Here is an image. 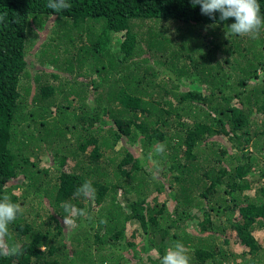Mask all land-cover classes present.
Here are the masks:
<instances>
[{
  "label": "trees",
  "instance_id": "obj_1",
  "mask_svg": "<svg viewBox=\"0 0 264 264\" xmlns=\"http://www.w3.org/2000/svg\"><path fill=\"white\" fill-rule=\"evenodd\" d=\"M69 3L0 0V198L24 250L0 264H160L176 241L189 264H264V27L231 34L191 0ZM61 202L87 213L70 230Z\"/></svg>",
  "mask_w": 264,
  "mask_h": 264
},
{
  "label": "clouds",
  "instance_id": "obj_2",
  "mask_svg": "<svg viewBox=\"0 0 264 264\" xmlns=\"http://www.w3.org/2000/svg\"><path fill=\"white\" fill-rule=\"evenodd\" d=\"M193 5H199L201 13L211 19L214 14L219 13L220 21H227L234 18V23L228 26L229 32L240 37L257 38L260 30L264 27V17L261 14V7L258 0H191ZM47 8L59 13L71 7L69 0H47ZM4 16L0 15V22ZM165 145L158 144L156 153L162 154ZM151 158V156H150ZM95 189L91 181H85L80 185L74 194L75 197L94 198ZM67 213L63 217L64 225L75 223L74 217H84L86 211L77 208L69 202H61L60 205ZM23 214V208L19 203L12 202L9 195L5 194L0 198V256L19 257L24 254L23 246L18 242L10 243L11 235L9 225L14 223L18 216ZM106 223V221H101ZM189 256L183 243L176 241L173 247L166 249L160 259V264H189Z\"/></svg>",
  "mask_w": 264,
  "mask_h": 264
},
{
  "label": "rangeland",
  "instance_id": "obj_3",
  "mask_svg": "<svg viewBox=\"0 0 264 264\" xmlns=\"http://www.w3.org/2000/svg\"><path fill=\"white\" fill-rule=\"evenodd\" d=\"M138 23V22H137ZM139 24V23H138ZM159 25V24H158ZM163 25H165L166 26V28L167 29H169V31H167V33L168 32H170V31H172L173 30V26H172V23H170V22H163V24H162V26ZM160 26V25H159ZM171 27H172V29H171ZM159 28V27H158ZM143 29H144V27H143ZM123 34L122 33H117V35L115 36V37H117V38H122L123 36H122ZM211 37H212V35H211ZM67 44V43H66ZM69 44V43H68ZM67 44V45H68ZM142 44V43H141ZM152 60V59H151ZM150 60V61H151ZM153 61V60H152ZM166 64H168V63H166ZM47 67V66H46ZM45 67V68H46ZM47 69H49V70H53V68H51V67H47ZM158 69H160L159 67H158ZM48 153V152H47ZM44 155H45V153H44ZM52 155H50L49 154V156L47 157V156H45V157H43V162L44 163H46V164H48V165H53V163H52ZM58 162V161H57ZM53 175V174H52ZM122 202H123V204L125 205V203H124V197H122ZM93 222H95L96 223V217L94 216L93 218ZM87 222V221H86ZM86 222L85 221H83V224H84V226L83 227H88L89 225L88 224H86ZM71 227H73V225H67V229H71ZM260 234V236H258L259 237V239H263L264 240V234L262 233V232H260L259 233ZM70 247H71V245H70V243H69V245H68V249L70 250ZM92 251H93V253H94V255L96 256L97 255V250H96V247H94L93 246V248H92ZM235 251H237V250H235ZM86 264V263H85Z\"/></svg>",
  "mask_w": 264,
  "mask_h": 264
}]
</instances>
